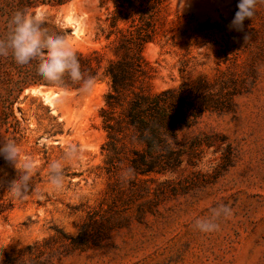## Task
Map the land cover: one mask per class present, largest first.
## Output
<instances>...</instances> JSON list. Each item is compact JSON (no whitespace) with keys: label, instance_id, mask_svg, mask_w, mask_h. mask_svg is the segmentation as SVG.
I'll list each match as a JSON object with an SVG mask.
<instances>
[{"label":"rangeland","instance_id":"obj_1","mask_svg":"<svg viewBox=\"0 0 264 264\" xmlns=\"http://www.w3.org/2000/svg\"><path fill=\"white\" fill-rule=\"evenodd\" d=\"M168 2L164 31L145 48L154 87L187 84L218 98L220 108L177 128L185 147L206 134L212 144L197 146L193 163L184 154L172 172L136 178L125 160L111 173L100 115L108 82L96 81L87 92L27 89L15 109L22 134L0 129V142L19 146L21 165H33L31 190L17 199L8 190L17 170L0 157V199L11 203L0 217V264L7 256L16 264H264V5L239 32L229 28L239 0ZM106 13L98 0H70L29 14L73 50L88 51L101 46L96 34ZM68 144L83 149L84 159L65 169V187L54 193L48 165ZM118 182L148 191L115 199ZM221 206L230 212L216 220L218 230L200 232L195 221ZM81 230L86 243L78 241Z\"/></svg>","mask_w":264,"mask_h":264},{"label":"trees","instance_id":"obj_2","mask_svg":"<svg viewBox=\"0 0 264 264\" xmlns=\"http://www.w3.org/2000/svg\"><path fill=\"white\" fill-rule=\"evenodd\" d=\"M69 1L0 0V37L7 35L9 18L16 11L30 13L40 5H63ZM98 1L107 10L96 34L101 46L74 51L85 78L109 84L100 110L107 133L102 146L106 152V169L117 173L126 160L130 174L136 178L175 171L182 164L184 154L192 162L197 146L213 142L211 135L206 134L194 137L185 147L178 139L177 128L196 122L208 110L220 108L221 101L200 91L194 92L187 84L155 89L156 70L145 55V48L164 31L170 15L168 0ZM36 86L58 87L38 77L36 64L19 66L11 56L0 57V129L13 138L24 131L16 114V104L27 89ZM63 88L80 90L82 85L66 79ZM129 181L135 179L130 177ZM136 185L134 182L133 186ZM112 190L115 199H119L128 190L141 195L148 188L140 185L125 189L118 182ZM10 208V202L0 199V217H5ZM78 237L81 243L89 240L83 230ZM1 264L16 263L13 257L7 256Z\"/></svg>","mask_w":264,"mask_h":264},{"label":"clouds","instance_id":"obj_3","mask_svg":"<svg viewBox=\"0 0 264 264\" xmlns=\"http://www.w3.org/2000/svg\"><path fill=\"white\" fill-rule=\"evenodd\" d=\"M258 5H264V0H239L238 11L229 25L230 30L242 32L244 22L252 19ZM8 24L7 35L0 37V57L11 56L19 66L36 64L38 77L51 85L63 88L67 79L81 83L82 91L91 90L94 81L91 77L85 78L77 55L64 35L49 33L40 16L23 10L12 14ZM0 157L17 170V179L8 186L9 193L17 199H23L32 187L33 165H21L20 148L11 140L0 142ZM83 159V149L78 145H66L61 157L48 165L50 191H63L65 169L79 165ZM229 212L224 206L213 208L210 217L195 221V227L202 233L214 232L219 228L216 220L222 215L227 216Z\"/></svg>","mask_w":264,"mask_h":264},{"label":"bare ground","instance_id":"obj_4","mask_svg":"<svg viewBox=\"0 0 264 264\" xmlns=\"http://www.w3.org/2000/svg\"><path fill=\"white\" fill-rule=\"evenodd\" d=\"M35 90V89H34ZM46 97H47V99H49L50 100V98H51V96L48 94V92L46 93Z\"/></svg>","mask_w":264,"mask_h":264},{"label":"water","instance_id":"obj_5","mask_svg":"<svg viewBox=\"0 0 264 264\" xmlns=\"http://www.w3.org/2000/svg\"><path fill=\"white\" fill-rule=\"evenodd\" d=\"M38 87H40V86H38ZM31 90H32V88H31Z\"/></svg>","mask_w":264,"mask_h":264}]
</instances>
